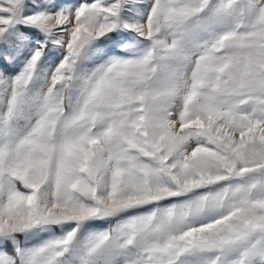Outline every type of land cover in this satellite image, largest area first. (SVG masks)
<instances>
[{
    "label": "snow or ice",
    "instance_id": "6c2138e0",
    "mask_svg": "<svg viewBox=\"0 0 264 264\" xmlns=\"http://www.w3.org/2000/svg\"><path fill=\"white\" fill-rule=\"evenodd\" d=\"M0 264H264V0H0Z\"/></svg>",
    "mask_w": 264,
    "mask_h": 264
}]
</instances>
